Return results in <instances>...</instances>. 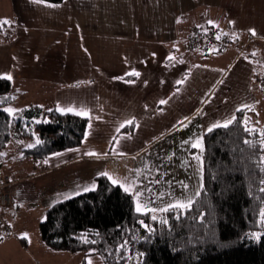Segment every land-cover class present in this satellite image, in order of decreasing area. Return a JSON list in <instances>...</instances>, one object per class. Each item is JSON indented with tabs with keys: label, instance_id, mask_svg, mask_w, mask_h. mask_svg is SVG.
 <instances>
[{
	"label": "crops",
	"instance_id": "obj_1",
	"mask_svg": "<svg viewBox=\"0 0 264 264\" xmlns=\"http://www.w3.org/2000/svg\"><path fill=\"white\" fill-rule=\"evenodd\" d=\"M2 5L12 22L0 34V74L12 79H0L12 83L25 106L90 112L87 139L48 156L47 163L0 151L1 176L14 181L5 210L14 215L21 208L39 223L49 206L94 190L103 176L98 172L129 184L139 175L144 204L187 198L200 176L189 154L197 150L182 141L199 136L203 143L210 124L241 109L250 110L251 127L264 130V93L256 86L264 74V0H0V20L6 21ZM209 21L231 47L186 54L190 28ZM131 68L140 76L125 75ZM125 119L131 124L121 127ZM89 150L106 154L85 155ZM14 236L27 249L26 238Z\"/></svg>",
	"mask_w": 264,
	"mask_h": 264
},
{
	"label": "trees",
	"instance_id": "obj_2",
	"mask_svg": "<svg viewBox=\"0 0 264 264\" xmlns=\"http://www.w3.org/2000/svg\"><path fill=\"white\" fill-rule=\"evenodd\" d=\"M14 92L9 80L0 79V151L15 150L21 159L39 163L82 143L85 118L38 105L24 106L10 116L2 107L15 100ZM249 113V109L238 110L231 125L204 135L203 189L187 214L182 212L177 218L176 210L136 213L132 195L102 176L96 179L94 190L45 209L38 224L42 242L84 257L97 255L104 264H127L123 255L109 254L125 238L131 244V264H264L261 130L250 126ZM19 145L24 147L20 150ZM160 217L168 224H161ZM140 219L155 230L149 233ZM251 233H261V237L253 238ZM137 252L144 255L138 257Z\"/></svg>",
	"mask_w": 264,
	"mask_h": 264
},
{
	"label": "snow or ice",
	"instance_id": "obj_3",
	"mask_svg": "<svg viewBox=\"0 0 264 264\" xmlns=\"http://www.w3.org/2000/svg\"><path fill=\"white\" fill-rule=\"evenodd\" d=\"M36 2L37 3H48V0H36ZM6 22L7 21L0 20V26H2ZM8 23H10V22H8ZM208 23L212 24L214 22L209 21ZM230 23H234V22L230 21ZM25 30H27V29H25ZM248 31L250 33H252L253 35H255L256 30L254 28H249ZM153 55H156V54L153 53ZM0 75H3L5 77H7L8 79H12L11 75L8 73H4V74H0ZM125 75H133V76L138 77V76H140V72L135 68H131L128 73H125ZM113 79H123V77L122 76L121 77H113ZM127 82L128 83H134L133 80H128ZM144 83L147 84L148 81H144ZM176 83L181 84L182 81L177 80ZM159 103L163 104V103H165V101L161 100V101H159ZM145 107H147V105ZM56 110L58 112H62V113H75L76 115H79L82 118L90 116V112L83 109V108H81L79 111H77V109L74 107H61L58 104ZM3 111L7 112L10 116H12V115H14L16 110L13 108L7 107V108H4ZM98 118H100V117H98ZM184 119H188V118L185 117ZM234 119H235V116H232L229 119H224L223 121L217 120L215 123L210 124L208 126L207 130L211 131L217 127H228L229 125H231L233 123ZM178 123H180V122H178ZM130 124H131V121L128 119H125L122 122L121 127H124L126 125H130ZM181 126L183 127L184 125L181 124ZM245 130L248 131L247 127L245 128ZM117 132H119V129H117ZM251 134L255 135L254 129L252 130ZM88 135H89V132L86 130L83 134L84 139H87ZM260 136H261V139L259 141V148L261 150V155L259 158V163L261 165V171L264 172V130H261ZM247 142L248 141L246 139L245 143H247ZM36 143L40 144L41 141L37 138ZM181 143L182 144H190L192 148L197 150L196 152H190L189 154L193 157V159H195L197 161L196 172L200 176L199 186L187 198H183V199L170 198L168 201L164 202L163 205L160 207L154 206L155 202L151 199L149 200L148 204H144L142 202V200L140 199L144 189L137 187V185L144 184V180L141 179L139 177V175L136 177L135 184H129L127 182H122L121 180L113 178L111 175H109L106 172L105 173H99L98 172L96 175L97 176H101V175L105 176L111 182L112 185L119 186L125 193H131V195L133 197V201H134V210L136 213L143 215V214H147V213H165V212H168L169 210H176L177 218H179V216L182 212L184 214H187L188 210L194 206L196 198H198L201 195V192L203 189V172H204L203 158H202L204 145L202 143V138L199 136L189 137L187 140H184ZM27 146L32 147L31 144H29ZM253 147H255V145ZM94 154H106V153H96L95 150H89L87 153H85V155H94ZM52 155H57V153H52ZM47 162L48 161L45 160V163H47ZM157 172H159V168H157ZM179 183H180L181 187H183L185 190L189 189L188 183H186L184 181H180ZM261 183L264 184V180H262ZM97 186H98L97 183L94 182L91 185V189H94ZM91 189L90 188H84L83 191H89ZM147 190L152 191L150 183L147 187ZM262 190H264V189H262ZM75 194L76 193L73 192L70 195H75ZM154 195L157 198H160V197H163L165 195V193L163 191H161L158 193H154ZM169 195L171 196L170 193H169ZM68 198H70V197L69 196L65 197V199H68ZM199 215H200L201 219L204 218V213H200ZM151 219L153 221H157L158 217L156 215H152ZM159 219H160L161 224H165V225L168 224L167 219H164L163 217H160ZM260 220H261V227H264V208L260 209ZM139 224L143 228H145L149 233H152L155 230L153 226L146 223L145 220H143V219L139 220ZM250 235L256 239H259L261 237V233H251ZM141 238H144V237H141ZM90 251H92V250L90 249ZM112 251L115 252V254L117 255L118 258L121 255H123V257L127 261V264H131L132 250H131L130 241L127 238H125L122 242L117 243L115 245L114 249L109 250V254H112ZM136 255L138 257H140V256H143L144 254L142 252H137ZM89 264H91L90 259H89Z\"/></svg>",
	"mask_w": 264,
	"mask_h": 264
},
{
	"label": "rangeland",
	"instance_id": "obj_4",
	"mask_svg": "<svg viewBox=\"0 0 264 264\" xmlns=\"http://www.w3.org/2000/svg\"><path fill=\"white\" fill-rule=\"evenodd\" d=\"M2 10L4 12L2 13L1 18H6V24L10 25L12 21L11 19H7V17L12 16L11 11L7 10V6L5 7L3 5ZM9 28V26L5 25L0 26V34L4 32L5 29L8 30ZM14 95L15 100L9 105L2 107V109L10 107L15 109V112H17L27 104L23 101V95L20 93ZM23 147L24 146L21 145L20 150ZM12 184H14V181L11 183V185ZM0 211L4 220H7L12 226L11 232L9 230L8 233H3L2 236L0 233V264H89V259L91 260V264H104L101 257L97 255L84 257L82 253H71L63 250H55L46 246L40 237L38 228L39 223H36L35 219L29 217V212L27 210H22L21 208L16 209V215H14L15 211L13 209L2 210L0 208ZM15 234H19V236L24 237V239L26 238L27 249L19 248L17 246V244L13 241ZM24 239H21L20 241H23ZM23 245L25 244L23 243Z\"/></svg>",
	"mask_w": 264,
	"mask_h": 264
},
{
	"label": "built area",
	"instance_id": "obj_5",
	"mask_svg": "<svg viewBox=\"0 0 264 264\" xmlns=\"http://www.w3.org/2000/svg\"><path fill=\"white\" fill-rule=\"evenodd\" d=\"M232 45V40L217 26L210 24L194 25L190 28L187 41L185 43L186 54L201 53L207 54L213 47L220 51H225ZM256 86L264 93V74L257 78ZM0 170V208L5 210L11 206V197L8 187L12 181L8 176H1ZM0 230L8 233L9 229L0 214Z\"/></svg>",
	"mask_w": 264,
	"mask_h": 264
},
{
	"label": "bare ground",
	"instance_id": "obj_6",
	"mask_svg": "<svg viewBox=\"0 0 264 264\" xmlns=\"http://www.w3.org/2000/svg\"><path fill=\"white\" fill-rule=\"evenodd\" d=\"M11 205H12V203H11Z\"/></svg>",
	"mask_w": 264,
	"mask_h": 264
}]
</instances>
